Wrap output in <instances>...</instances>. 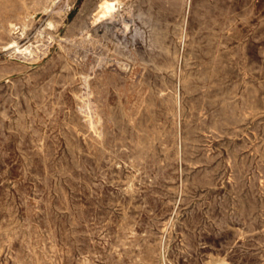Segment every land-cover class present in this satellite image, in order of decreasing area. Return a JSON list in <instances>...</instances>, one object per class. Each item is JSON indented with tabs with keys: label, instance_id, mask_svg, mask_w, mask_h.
Instances as JSON below:
<instances>
[{
	"label": "rangeland",
	"instance_id": "1",
	"mask_svg": "<svg viewBox=\"0 0 264 264\" xmlns=\"http://www.w3.org/2000/svg\"><path fill=\"white\" fill-rule=\"evenodd\" d=\"M0 264H264V0H0Z\"/></svg>",
	"mask_w": 264,
	"mask_h": 264
},
{
	"label": "bare ground",
	"instance_id": "2",
	"mask_svg": "<svg viewBox=\"0 0 264 264\" xmlns=\"http://www.w3.org/2000/svg\"><path fill=\"white\" fill-rule=\"evenodd\" d=\"M105 7H106V10L109 11V14H108V13H105V12L101 13L100 16L98 15L100 19H103V18H105V17L111 16V15L113 14V12L115 11V9H116V3L107 4ZM65 24H66V23H65ZM10 29H11V30H15V25L11 24V25H10ZM124 32H125V31H124ZM122 33H123V32H122ZM11 48L16 49V51H17L18 53L21 52V50L19 49V46L17 45L16 42H13V43L11 44ZM254 111H255V110H254Z\"/></svg>",
	"mask_w": 264,
	"mask_h": 264
}]
</instances>
